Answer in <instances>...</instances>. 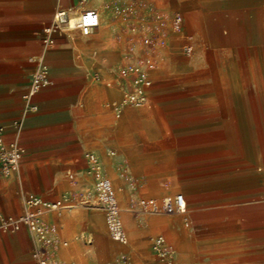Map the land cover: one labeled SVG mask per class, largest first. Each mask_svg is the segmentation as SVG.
<instances>
[{
  "label": "crops",
  "instance_id": "1",
  "mask_svg": "<svg viewBox=\"0 0 264 264\" xmlns=\"http://www.w3.org/2000/svg\"><path fill=\"white\" fill-rule=\"evenodd\" d=\"M176 1L181 4L186 0ZM103 2L0 0V126L3 139H16L22 153L19 171L11 176L0 175V219L19 216L26 193L47 201L60 198L70 187L63 172L69 175L85 169L87 174V153L112 157L116 155L112 149L122 154L133 148L129 142L132 133H100V119L91 114L92 109L102 110V97L93 99L92 87L87 83L96 62L81 50L84 36L74 31L56 35L52 46L42 42L43 30L58 8H73L78 13L97 9L94 6ZM187 10L191 31L206 24L200 13ZM40 58L52 83L33 97L38 110L27 113L24 97ZM148 76L152 84L147 95L152 102L142 114L150 117L158 113L160 124L155 130L147 120L143 133H139L143 175L149 179L157 176V191L167 193L162 197L182 193L186 210L174 215L181 217L184 227L190 222L198 236L206 234L205 240L196 241V256H191V264H264L261 68L210 66L206 77L176 79V91L166 95L158 91L160 84ZM200 82L207 86L202 96L195 88ZM121 98L109 107L115 118H121L125 111L130 117L134 112L127 111L128 107L120 117L115 115L112 104ZM19 124L21 129L17 131ZM119 161L120 158L113 159L111 169ZM50 212L56 211L46 212L44 219ZM127 215L132 225L129 235H139L144 229L141 225L149 227L147 222L158 218L163 226L153 227L159 226L174 241L178 220ZM35 248L26 227L0 230V264H34ZM181 257L178 264H185Z\"/></svg>",
  "mask_w": 264,
  "mask_h": 264
},
{
  "label": "rangeland",
  "instance_id": "2",
  "mask_svg": "<svg viewBox=\"0 0 264 264\" xmlns=\"http://www.w3.org/2000/svg\"><path fill=\"white\" fill-rule=\"evenodd\" d=\"M94 7L99 11L100 25L90 37L81 38L84 41L81 50L96 62L87 83L92 87L93 99L102 97V110L92 109L91 114L100 119V133H132L129 142L133 147L122 154L112 149L116 151L112 157L97 156L114 184L130 243L122 246L111 239L103 213L93 207L94 181L85 169L70 175L64 171L70 187L62 195H67L69 207L50 212L44 219L58 242L50 250L51 264H125L122 261L125 256L131 264H166L153 251V238L158 234L164 236L177 257L174 264H178L181 255L185 264H191V256H196V241L205 240L206 234L198 236L190 222L187 227L182 226L179 215L147 214L138 209L141 198H161L167 194L157 191V176L149 179L143 175L139 133H143L147 120H151L155 130L160 124L158 113L150 117L142 114L151 98L139 108L128 107L127 111L134 112L130 117L125 111L121 118H115L109 105L124 95L139 72H146L160 84L158 91H163V95L176 91L175 82L180 77H206V68L210 66L224 65L235 70L240 66L260 67L264 79V0H186L181 4L176 0H104ZM187 9L200 13L206 24L191 31ZM112 10L116 13L115 21ZM178 11L185 18L180 31L172 24ZM188 45L192 46L190 55L183 52ZM191 71L194 73L190 74ZM195 88L202 96L207 86L200 82ZM262 88L264 93V84ZM117 158H120L118 165L111 169V161ZM151 164L154 165L153 161ZM127 213L132 218L157 216L178 220L174 241L159 226L153 227L163 226L158 218L147 222L151 228L143 224L139 235H129L132 225ZM64 241L68 242L67 246L63 245Z\"/></svg>",
  "mask_w": 264,
  "mask_h": 264
},
{
  "label": "built area",
  "instance_id": "3",
  "mask_svg": "<svg viewBox=\"0 0 264 264\" xmlns=\"http://www.w3.org/2000/svg\"><path fill=\"white\" fill-rule=\"evenodd\" d=\"M184 17L178 11L175 12L172 24L176 31L183 29ZM100 14L95 8H88L76 13L73 8H58L52 21L47 25L42 34V42L45 46L55 43V36L59 34H71L74 31L88 37L99 27ZM184 54L192 53V46L184 48ZM38 68L33 73L28 92L25 95V112L38 110L37 105L32 102L33 97L43 87L52 83L51 77L46 70L42 58L38 60ZM97 78V75H96ZM152 82L146 72H139L133 76L130 88L122 98L112 104L116 117H120L125 107H141L148 101L147 90ZM110 85V83H108ZM21 125H18L20 131ZM110 154H114L110 151ZM22 153L18 141H5L3 139V128L0 126V175L11 176L20 169ZM87 174L93 178L95 190L94 208L101 210L104 214L106 225L111 239L122 246L128 244V236L121 220L120 207L113 183L104 171L99 157L95 153H87ZM70 175V173H69ZM69 207L68 197L63 194L59 199L47 201L33 193H26L23 199V211L17 217L0 219V230H18L26 227L33 237L36 248L33 252L34 264H51V249L57 247L58 242L53 236L50 228L46 225L44 216L49 211H59ZM138 209L147 214L174 215L184 213L186 200L182 193L168 195L162 198H141ZM67 243H64L66 245ZM153 251L156 257L166 264H174L175 255L167 245L163 235L153 238ZM125 264H131L130 258H122Z\"/></svg>",
  "mask_w": 264,
  "mask_h": 264
},
{
  "label": "bare ground",
  "instance_id": "4",
  "mask_svg": "<svg viewBox=\"0 0 264 264\" xmlns=\"http://www.w3.org/2000/svg\"><path fill=\"white\" fill-rule=\"evenodd\" d=\"M100 21H101V19H100ZM100 25V24H99ZM95 56V55H94ZM121 219H122V217H121ZM122 224H123V227H124V229H125V231H126V228H125V226H124V223H123V220H122ZM127 232V231H126Z\"/></svg>",
  "mask_w": 264,
  "mask_h": 264
}]
</instances>
